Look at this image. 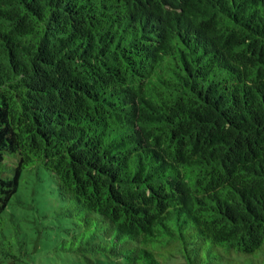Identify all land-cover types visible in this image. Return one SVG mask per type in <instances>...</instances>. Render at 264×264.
Segmentation results:
<instances>
[{"label":"trees","instance_id":"trees-1","mask_svg":"<svg viewBox=\"0 0 264 264\" xmlns=\"http://www.w3.org/2000/svg\"><path fill=\"white\" fill-rule=\"evenodd\" d=\"M25 172L90 264H264V0H0V264Z\"/></svg>","mask_w":264,"mask_h":264},{"label":"rangeland","instance_id":"rangeland-1","mask_svg":"<svg viewBox=\"0 0 264 264\" xmlns=\"http://www.w3.org/2000/svg\"><path fill=\"white\" fill-rule=\"evenodd\" d=\"M18 195L25 204L23 207L12 206L10 209L19 217L24 215L27 218L21 221L16 216L14 223L16 229L20 231L19 235L22 236L27 232L28 237L36 243L33 264H90L79 259L78 254L69 253L60 248L71 237L67 229L79 232L76 224L78 225L81 219L79 215L77 218H72L69 212H65L66 205L56 191L53 177L43 173L39 175L36 172H25ZM33 199H35L34 202ZM68 245L69 243L66 244ZM214 253H216L215 250ZM92 262L94 264H128L126 261L119 262L95 256H92ZM168 264L187 263L182 255L177 253L176 256L171 257Z\"/></svg>","mask_w":264,"mask_h":264}]
</instances>
